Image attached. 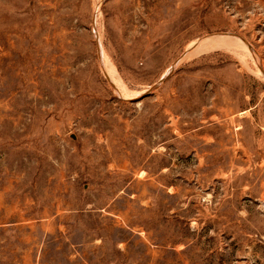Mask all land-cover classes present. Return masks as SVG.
<instances>
[{"label":"rangeland","instance_id":"rangeland-1","mask_svg":"<svg viewBox=\"0 0 264 264\" xmlns=\"http://www.w3.org/2000/svg\"><path fill=\"white\" fill-rule=\"evenodd\" d=\"M0 264H264V0H0Z\"/></svg>","mask_w":264,"mask_h":264},{"label":"bare ground","instance_id":"bare-ground-1","mask_svg":"<svg viewBox=\"0 0 264 264\" xmlns=\"http://www.w3.org/2000/svg\"><path fill=\"white\" fill-rule=\"evenodd\" d=\"M220 38V37H219ZM206 40V39H205ZM213 42H214V40H213ZM214 44V43H213Z\"/></svg>","mask_w":264,"mask_h":264}]
</instances>
